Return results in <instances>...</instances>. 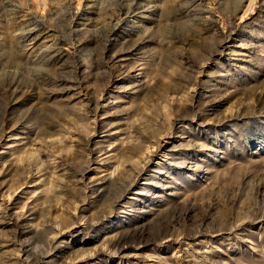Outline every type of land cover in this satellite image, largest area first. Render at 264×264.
<instances>
[{
	"label": "rangeland",
	"instance_id": "374dc122",
	"mask_svg": "<svg viewBox=\"0 0 264 264\" xmlns=\"http://www.w3.org/2000/svg\"><path fill=\"white\" fill-rule=\"evenodd\" d=\"M0 264H264V0H0Z\"/></svg>",
	"mask_w": 264,
	"mask_h": 264
}]
</instances>
